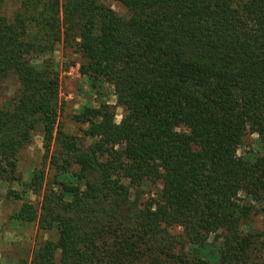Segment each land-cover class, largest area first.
I'll return each mask as SVG.
<instances>
[{"label": "trees", "instance_id": "16d2710c", "mask_svg": "<svg viewBox=\"0 0 264 264\" xmlns=\"http://www.w3.org/2000/svg\"><path fill=\"white\" fill-rule=\"evenodd\" d=\"M112 1L125 14L0 0V87L19 84L0 106V182L35 131L53 169L30 172L39 206L10 219L56 239L20 264H264V233L243 229L264 216V152L237 154L249 134L264 147V0ZM58 44L99 96L72 115L79 134L57 123Z\"/></svg>", "mask_w": 264, "mask_h": 264}, {"label": "rangeland", "instance_id": "374dc122", "mask_svg": "<svg viewBox=\"0 0 264 264\" xmlns=\"http://www.w3.org/2000/svg\"><path fill=\"white\" fill-rule=\"evenodd\" d=\"M119 14H125V9L120 4L112 0H101ZM14 5L8 4L4 7L6 13H10ZM54 67L59 75V110L57 123L67 133L79 134L80 125L76 124L72 115L79 112L84 105H96L99 96L89 89L87 79L82 77L78 71L81 62L78 53L72 49H63L62 44H58L52 54ZM19 88L18 82L12 78H7L0 87V106H6L11 98L16 95ZM104 99L110 104H115V96L111 89L105 86L102 91ZM116 122L122 118V109L116 107ZM89 140H87V143ZM247 151L264 152V147L257 141L255 134H249L245 138L244 144L238 149L237 154L242 155ZM15 174L17 181L0 182V264H20L23 260L31 257L36 244L45 239H56L54 233L38 231L36 223L19 224L10 219L11 215L19 209L25 200L39 206L40 197L31 192H26L29 174L32 170L43 168L48 172V176L53 174V169H48V160L42 148V138L39 131H35L30 144L23 149L15 162ZM119 182L127 183V180L117 179ZM155 186H151L150 192ZM25 191L24 198L16 199L7 195V190ZM134 191L132 190V193ZM148 193V192H147ZM136 193H133L134 197ZM243 229L250 232L264 233V216L253 215L246 222Z\"/></svg>", "mask_w": 264, "mask_h": 264}]
</instances>
